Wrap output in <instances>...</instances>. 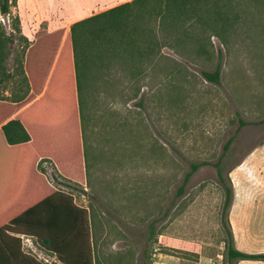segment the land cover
<instances>
[{
	"label": "rangeland",
	"instance_id": "rangeland-1",
	"mask_svg": "<svg viewBox=\"0 0 264 264\" xmlns=\"http://www.w3.org/2000/svg\"><path fill=\"white\" fill-rule=\"evenodd\" d=\"M124 3L10 0L9 13L0 14V97L24 96L19 68L38 30H68ZM230 12L236 18L229 26L159 33L151 57L94 72L82 180L38 165L90 215L92 264H227L224 218L237 250L264 253V0H232ZM218 65V83L205 80L202 72ZM216 163L232 190L225 212ZM191 164L199 168L183 185ZM22 245L40 262L36 245L35 252Z\"/></svg>",
	"mask_w": 264,
	"mask_h": 264
},
{
	"label": "trees",
	"instance_id": "trees-1",
	"mask_svg": "<svg viewBox=\"0 0 264 264\" xmlns=\"http://www.w3.org/2000/svg\"><path fill=\"white\" fill-rule=\"evenodd\" d=\"M9 1L0 0L1 15L9 13ZM231 8L232 0H131L68 30L37 31L19 68L24 96L0 97V264H42L23 251V238L59 264H92L90 215L51 186L38 165L49 163L62 177L82 180V125L94 72L117 61L134 67L151 57L161 47L159 33L187 35L193 27L229 26L236 18ZM5 44L0 30V64ZM202 75L218 83L219 65ZM214 167L224 186L225 212L232 190L225 186L224 169L219 163ZM198 168L190 165L183 185ZM222 226L227 264L264 261V253L237 250L225 218Z\"/></svg>",
	"mask_w": 264,
	"mask_h": 264
},
{
	"label": "built area",
	"instance_id": "built-area-1",
	"mask_svg": "<svg viewBox=\"0 0 264 264\" xmlns=\"http://www.w3.org/2000/svg\"><path fill=\"white\" fill-rule=\"evenodd\" d=\"M23 240L27 241L30 243V247L31 249L35 252V247L34 245L31 243L30 239L28 238H23ZM39 261L43 262V264H59L56 260V258L54 257H50L48 255H45L43 253L39 254ZM154 264H159L157 262H155Z\"/></svg>",
	"mask_w": 264,
	"mask_h": 264
},
{
	"label": "crops",
	"instance_id": "crops-1",
	"mask_svg": "<svg viewBox=\"0 0 264 264\" xmlns=\"http://www.w3.org/2000/svg\"><path fill=\"white\" fill-rule=\"evenodd\" d=\"M129 1H131V0H124V2H129ZM50 257H53V256H50ZM55 258V257H54Z\"/></svg>",
	"mask_w": 264,
	"mask_h": 264
}]
</instances>
